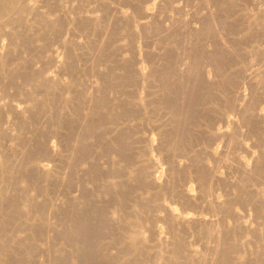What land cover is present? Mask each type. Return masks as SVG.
<instances>
[{"label": "bare ground", "instance_id": "obj_1", "mask_svg": "<svg viewBox=\"0 0 264 264\" xmlns=\"http://www.w3.org/2000/svg\"><path fill=\"white\" fill-rule=\"evenodd\" d=\"M263 103L264 0H0L9 253L264 264Z\"/></svg>", "mask_w": 264, "mask_h": 264}, {"label": "rangeland", "instance_id": "obj_2", "mask_svg": "<svg viewBox=\"0 0 264 264\" xmlns=\"http://www.w3.org/2000/svg\"><path fill=\"white\" fill-rule=\"evenodd\" d=\"M131 6L133 8V5H131V4L128 6L120 5V7L121 8L123 7V10H126L127 13L129 10L132 9ZM132 12L133 11L131 10V13ZM129 13H130V11H129ZM263 105H264V103H263ZM248 140H250V139H248ZM241 154L244 155L245 153L241 152ZM242 155H240V156H242ZM24 185H26V184L24 183ZM52 220L57 221L58 218L55 216V217H53ZM4 231H6L8 235L13 232V230L11 228H8V230L0 229V249H4V251H5L4 254L2 255V259L0 261V264H4L5 262L11 263L13 260L16 262V258H14L13 255L9 253L12 249V246L14 245V242L6 240V237L3 238L4 236H3L2 232H4ZM22 231L23 230H20V233H18L19 231L17 233L20 236H22V234L27 235V233H25V231H23V232ZM30 231L32 232L31 229H30ZM26 232H27V230H26ZM52 234H54V232H52ZM63 247H64L63 242L61 240H57L55 238H52L51 241H47V239H43V238L39 239V240H33V247L30 251V257L29 258H21L16 262V264H53V262H52L53 255L57 254L60 250H62ZM158 257H160V254H157L154 257H150L151 258L150 262L153 260H156Z\"/></svg>", "mask_w": 264, "mask_h": 264}]
</instances>
